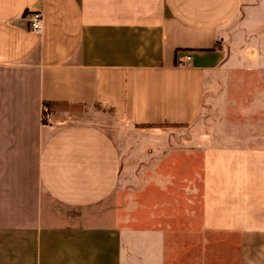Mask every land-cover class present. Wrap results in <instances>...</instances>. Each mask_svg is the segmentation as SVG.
Listing matches in <instances>:
<instances>
[{
	"label": "crops",
	"instance_id": "1",
	"mask_svg": "<svg viewBox=\"0 0 264 264\" xmlns=\"http://www.w3.org/2000/svg\"><path fill=\"white\" fill-rule=\"evenodd\" d=\"M89 106L205 132L176 174L65 110ZM0 264H264V0H0Z\"/></svg>",
	"mask_w": 264,
	"mask_h": 264
},
{
	"label": "rangeland",
	"instance_id": "2",
	"mask_svg": "<svg viewBox=\"0 0 264 264\" xmlns=\"http://www.w3.org/2000/svg\"><path fill=\"white\" fill-rule=\"evenodd\" d=\"M67 112H72L75 116L69 117L70 120L73 121H79L91 124L96 127H100L104 129L110 136L116 138L118 141L120 148L122 151H126L127 155H132L135 153H144V154H154V155H160L165 153H172L175 155V171L181 172L184 169L187 170L188 166L187 164H184L183 162V154L184 152L189 154L187 151L184 150L183 141L184 139H196L199 138L200 133L202 134L205 131H200L198 126H194L191 128L183 127V126H166V127H160V128H151V129H138V128H130L127 125L121 124V123H114V119L112 115L108 112L102 109L99 106H89V107H79V108H66ZM67 118V117H66ZM193 149V148H192ZM191 154V166L190 171L192 175V182L198 181L199 179L196 176V173L201 171L200 166V155L197 150L190 152ZM144 165H148L150 168L152 165H161L160 168L162 169L163 165L164 168H166L167 163L161 162V163H151L148 160H143ZM140 161H132L128 159L127 161V186L128 191L126 194V197L128 199L127 205H128V217L131 219V225L130 228H134L133 219L135 215V211L133 209V200H134V193L129 192V188L133 190L135 183H134V173L136 168L138 167ZM171 163H168V167L170 168ZM181 179L176 177V185ZM131 191V190H130ZM122 198V194H120ZM157 196V195H156ZM159 196V195H158ZM176 194V199H177ZM124 198V197H123ZM161 213V211H160ZM158 216V220L160 221L161 225L160 228H166V215L165 211L162 212ZM174 221V220H173ZM177 223V220L175 221ZM174 222V223H175ZM173 227L178 228L177 224H173ZM172 228V227H171ZM181 228V227H180ZM171 230V229H170ZM173 233V232H172ZM208 244H214V242H209ZM214 259H212V263Z\"/></svg>",
	"mask_w": 264,
	"mask_h": 264
},
{
	"label": "built area",
	"instance_id": "3",
	"mask_svg": "<svg viewBox=\"0 0 264 264\" xmlns=\"http://www.w3.org/2000/svg\"><path fill=\"white\" fill-rule=\"evenodd\" d=\"M29 29L34 33H40L43 30V12L41 10L31 11L29 14ZM44 121L51 122V115H44Z\"/></svg>",
	"mask_w": 264,
	"mask_h": 264
},
{
	"label": "trees",
	"instance_id": "4",
	"mask_svg": "<svg viewBox=\"0 0 264 264\" xmlns=\"http://www.w3.org/2000/svg\"><path fill=\"white\" fill-rule=\"evenodd\" d=\"M51 103H47V104H45V107H44V115H47L48 114V112H51ZM44 122H46V121H44Z\"/></svg>",
	"mask_w": 264,
	"mask_h": 264
}]
</instances>
